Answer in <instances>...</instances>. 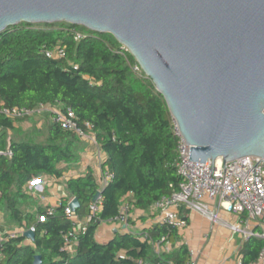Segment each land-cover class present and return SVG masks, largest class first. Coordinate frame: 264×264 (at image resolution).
I'll return each instance as SVG.
<instances>
[{"label": "trees", "instance_id": "trees-1", "mask_svg": "<svg viewBox=\"0 0 264 264\" xmlns=\"http://www.w3.org/2000/svg\"><path fill=\"white\" fill-rule=\"evenodd\" d=\"M74 30L85 32L87 38L75 42ZM85 30L64 23L20 24L0 33V102L8 108L58 103L61 110L71 109L80 126L88 123L92 128L104 154L101 171L113 175L100 192L96 215L90 214L89 207L99 184L89 170L66 181L67 198L57 206L32 210L26 185L43 176L63 177L66 168L78 162L83 141L52 124L49 115H45L49 124L43 142L34 141L31 134H41L35 129L17 134L14 122L0 117V150L12 151L10 159L0 157L3 225L34 228L33 242L26 243L20 236L2 245L4 264H33L35 256H40L41 264H189L188 247L178 244L177 231L164 226L138 234L116 233L106 243L96 240L99 226L111 223L123 204L130 211H144L177 189L179 139L152 82L143 73L132 72L133 57L120 54L110 35ZM58 42L66 48L65 59H48L41 53ZM72 199L79 203L73 216L86 229L70 237L77 222L64 209ZM65 238H70L71 250L65 248ZM157 243H168L170 252L157 254ZM263 249L264 240L248 239L239 252V263L256 264Z\"/></svg>", "mask_w": 264, "mask_h": 264}, {"label": "water", "instance_id": "water-1", "mask_svg": "<svg viewBox=\"0 0 264 264\" xmlns=\"http://www.w3.org/2000/svg\"><path fill=\"white\" fill-rule=\"evenodd\" d=\"M61 23L127 49L190 147L188 161H211L212 171L221 159L224 179L226 163L264 158V0H0V33Z\"/></svg>", "mask_w": 264, "mask_h": 264}, {"label": "built area", "instance_id": "built-area-1", "mask_svg": "<svg viewBox=\"0 0 264 264\" xmlns=\"http://www.w3.org/2000/svg\"><path fill=\"white\" fill-rule=\"evenodd\" d=\"M71 34L75 42H80L88 36L85 32L77 30L72 31ZM41 53L48 59L63 60L66 57V48L58 42L50 49L43 48ZM119 53L122 55L129 54L124 47H120ZM132 72L138 75L142 73L137 64L132 67ZM262 114L264 115V108ZM45 115H49L50 122L60 129L74 134L83 142L91 143L96 148L97 155L101 157L102 152L91 133V126L88 123L80 126L71 109L61 110L58 103L39 105L32 109L25 107L8 108L0 102V117L13 122ZM176 135L179 141L175 167L180 182L177 189L169 196L160 198L151 206L157 213L155 216L156 225L180 232L187 227L189 215L195 213L213 226L223 227L233 234L240 235L244 242L250 238L264 240V158L244 157L226 163L223 179V162L221 159L212 162V171L211 161L204 164L188 161V148L190 147L184 145V140L177 131ZM0 157L10 159L12 157L10 148L0 150ZM112 179L113 175L108 170L101 171L98 192H101ZM29 184V187L35 191L41 185L38 178ZM99 202L100 197L89 207L91 215H96L100 211ZM64 212L77 222V229L69 235L70 237L75 236L78 231H85V224L78 222L68 204ZM222 213L235 216L237 222L228 224L222 219ZM129 220V206L123 204L119 215L111 223L123 225L126 232H129L127 231ZM29 230L34 232L33 226L27 230L16 228L4 233L0 231V249L8 240L23 236ZM25 242L30 243V240L26 239ZM71 245L70 238H65V248ZM154 250L157 254L168 253L171 247L168 243L164 246L157 243L154 244ZM258 262L264 264V249ZM0 264H4L2 253H0ZM138 264L145 263L139 261ZM189 264L195 263L191 260ZM238 264L240 263L238 262Z\"/></svg>", "mask_w": 264, "mask_h": 264}, {"label": "crops", "instance_id": "crops-1", "mask_svg": "<svg viewBox=\"0 0 264 264\" xmlns=\"http://www.w3.org/2000/svg\"><path fill=\"white\" fill-rule=\"evenodd\" d=\"M49 124V118L42 116L29 119L22 123L14 122L16 129L28 132L32 129L40 132ZM96 148L89 142H83V150L79 154L78 162L66 168L61 178L48 176L39 177L41 183L37 191L32 190L28 185L25 187V193L33 199L32 210L36 207H55L61 200L67 198L65 183L70 178H77L84 175L88 170L93 173L97 183L100 180L101 163L104 160V154L101 157L97 155ZM64 164L60 168L64 169ZM157 213L150 207L147 210L131 209L130 221L127 231L138 234L143 230H148L156 226ZM221 217L225 221L237 222V218L227 213H222ZM232 223V224H234ZM0 221V231L2 233L14 230L8 228ZM116 233H126L123 225L116 223L102 224L96 232V240L99 243H106L113 238ZM179 243L185 244L189 251L191 260L195 264H238L239 252L244 240L236 234L231 233L228 229L213 226L198 214L191 213L188 217V225L185 229L178 232ZM238 237L239 244L236 242ZM27 243V242H26ZM72 249V246L69 248ZM256 264H262L257 262Z\"/></svg>", "mask_w": 264, "mask_h": 264}, {"label": "rangeland", "instance_id": "rangeland-1", "mask_svg": "<svg viewBox=\"0 0 264 264\" xmlns=\"http://www.w3.org/2000/svg\"><path fill=\"white\" fill-rule=\"evenodd\" d=\"M86 31V30H85ZM112 41H114L115 42V44L116 45H118V43L112 38ZM32 119V118H31ZM24 121H28L29 122V119H27V120H23V121H18L17 123H22V122H24ZM19 130V133H17V134H20V135H23V134H25V133H27V132H24V131H22L21 129H18ZM28 132H30V131H28ZM40 135H37V137L35 136V134H31V136L32 135H34V141H36V142H43L44 140H45V135H43L42 133H44V131H40ZM3 220H4V218H3V215H2V213L0 212V221H2L3 222ZM227 222V221H226ZM228 224H232V223H234L233 222V220L232 221H228L227 222ZM236 223V222H235ZM3 226V225H2ZM237 236H239V238H240V235H238V234H236ZM237 239H236V242L239 244V241H238V237H236Z\"/></svg>", "mask_w": 264, "mask_h": 264}]
</instances>
